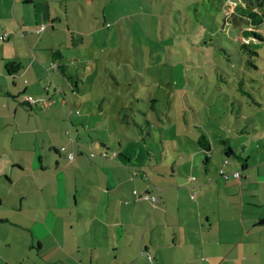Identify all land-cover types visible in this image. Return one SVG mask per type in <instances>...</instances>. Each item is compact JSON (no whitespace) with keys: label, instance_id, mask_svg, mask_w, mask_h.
<instances>
[{"label":"crops","instance_id":"0c3cea01","mask_svg":"<svg viewBox=\"0 0 264 264\" xmlns=\"http://www.w3.org/2000/svg\"><path fill=\"white\" fill-rule=\"evenodd\" d=\"M76 1L0 0V264H264V126L237 131L235 147L220 139L241 157L221 169L239 179L212 171L198 145L167 164L133 130L134 91L105 83L91 46L83 56L92 33L76 5L70 18Z\"/></svg>","mask_w":264,"mask_h":264},{"label":"rangeland","instance_id":"374dc122","mask_svg":"<svg viewBox=\"0 0 264 264\" xmlns=\"http://www.w3.org/2000/svg\"><path fill=\"white\" fill-rule=\"evenodd\" d=\"M226 3L227 0L67 3L70 18L76 5L84 13L82 18L89 20L90 42L79 46L83 56L89 58L87 45L91 46L94 56L106 61L105 83L111 89L115 87L110 76L113 74L120 82L119 90L134 91L135 95L127 98L132 103L126 114L135 117L141 127L133 130L153 151L165 154L169 165L180 162L175 160L179 151L193 152L201 133L211 141L212 171L219 173L225 159L240 165L237 158L224 155L220 139H227L235 147L241 136L237 131L251 126L261 131L264 126V41L248 39V47L254 48L257 55L241 47L243 41L235 28L222 24L229 13ZM255 30L264 36V18ZM83 83L84 88L106 87L91 84L89 79ZM95 91L93 88L94 95ZM182 174L186 179L191 174L196 176L185 168ZM227 262L228 259L220 260V264Z\"/></svg>","mask_w":264,"mask_h":264},{"label":"trees","instance_id":"16d2710c","mask_svg":"<svg viewBox=\"0 0 264 264\" xmlns=\"http://www.w3.org/2000/svg\"><path fill=\"white\" fill-rule=\"evenodd\" d=\"M230 1L231 0H227L228 3H226V6L229 13L224 15L222 24H229L235 28L238 38L243 41L240 46L249 49L252 54L257 55L254 48L248 47L249 44L247 41L249 38H253L261 42L264 41V36L255 30V28H258V26L263 22L264 0H234L233 3H229ZM20 68L21 64L16 61H11L6 64V70L9 74H16ZM261 105L262 104H260V106ZM125 119V116H121V120L123 122H125ZM147 123L149 124V121ZM139 127H141V125L138 123L137 128L140 129ZM250 128H253V126ZM196 143L205 153V159L207 160L211 150L209 138L205 133H201ZM222 143L224 144L223 153L226 157L237 156L238 158H241L240 155H236L232 148L227 144L226 140H222Z\"/></svg>","mask_w":264,"mask_h":264},{"label":"built area","instance_id":"2783aa9c","mask_svg":"<svg viewBox=\"0 0 264 264\" xmlns=\"http://www.w3.org/2000/svg\"><path fill=\"white\" fill-rule=\"evenodd\" d=\"M45 23L40 25V29H43L45 27ZM24 102L29 104V105H34L36 103H43L42 99H37L34 98L30 95H24ZM61 152H65V147H60L59 149ZM117 151H112L111 152V157H115L117 156ZM90 156H95L96 154L94 152H90L89 153ZM103 157H107L108 156V151L106 149H103L101 151V153L99 154ZM66 156L69 160H72L74 158V154L72 152H66ZM227 160L224 161V163H226ZM220 176H222L225 180H227L230 176L239 179L241 177L240 172L234 171L232 173H226L224 172L222 169H220L219 171ZM192 180H194V177H191ZM133 195L136 197V199H140V200H148L150 201L153 205L157 204L160 202V196H159V192L155 195H150L148 193H139L136 189H134L132 191ZM192 198H195V195H192ZM148 259L151 260V257L148 256Z\"/></svg>","mask_w":264,"mask_h":264},{"label":"water","instance_id":"95a60500","mask_svg":"<svg viewBox=\"0 0 264 264\" xmlns=\"http://www.w3.org/2000/svg\"><path fill=\"white\" fill-rule=\"evenodd\" d=\"M260 224L264 223V218L259 221Z\"/></svg>","mask_w":264,"mask_h":264}]
</instances>
